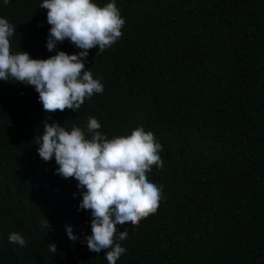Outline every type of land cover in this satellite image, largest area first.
Here are the masks:
<instances>
[{"label": "trees", "instance_id": "1", "mask_svg": "<svg viewBox=\"0 0 264 264\" xmlns=\"http://www.w3.org/2000/svg\"><path fill=\"white\" fill-rule=\"evenodd\" d=\"M114 2L122 36L89 50L85 69L104 91L79 110L45 112L34 86L0 80V264H108L84 242L86 189L34 143L45 122L86 131L90 116L109 139L143 126L162 145L163 167L147 173L162 186L157 211L117 226L127 239L116 264H264V0ZM41 3L0 0V18L16 27L11 52L81 51L68 40L48 51ZM13 232L25 246L9 243Z\"/></svg>", "mask_w": 264, "mask_h": 264}, {"label": "clouds", "instance_id": "2", "mask_svg": "<svg viewBox=\"0 0 264 264\" xmlns=\"http://www.w3.org/2000/svg\"><path fill=\"white\" fill-rule=\"evenodd\" d=\"M9 2L4 0L5 5ZM39 8L47 10V23L51 26L48 51L65 40L81 51L71 55L58 51L47 59L31 58L24 51L13 54L9 38L16 27L0 18V80L34 86L45 112L77 111L86 99L104 91L101 80L85 69L89 50L98 48L103 52L116 43L125 20L114 0L103 7L93 0H42ZM100 128V122L92 116L86 131L75 125L69 131L58 122H45L43 134L34 143L43 161L54 157L56 174L75 178L77 187L86 189L81 193L79 210H90L92 220L91 235L84 242L90 251H104L108 264H116L126 251L121 242L127 239V231H120L117 226L128 222L138 225L157 211L162 186L149 181L147 173L153 165L163 167L159 155L162 145L143 126L130 135L111 139ZM41 223L47 230L50 228L45 217ZM66 232L73 242L79 239L71 226H66ZM8 241L21 247L26 244L24 237L15 232ZM49 251L56 253L55 243L49 244Z\"/></svg>", "mask_w": 264, "mask_h": 264}]
</instances>
